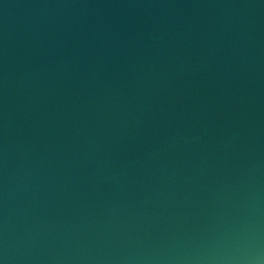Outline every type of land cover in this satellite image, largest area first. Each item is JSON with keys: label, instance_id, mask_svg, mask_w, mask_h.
<instances>
[{"label": "water", "instance_id": "water-1", "mask_svg": "<svg viewBox=\"0 0 264 264\" xmlns=\"http://www.w3.org/2000/svg\"><path fill=\"white\" fill-rule=\"evenodd\" d=\"M0 264H264V0H0Z\"/></svg>", "mask_w": 264, "mask_h": 264}]
</instances>
